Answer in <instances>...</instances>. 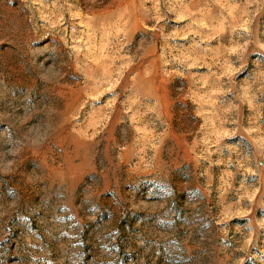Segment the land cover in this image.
I'll use <instances>...</instances> for the list:
<instances>
[{"label":"rangeland","instance_id":"obj_1","mask_svg":"<svg viewBox=\"0 0 264 264\" xmlns=\"http://www.w3.org/2000/svg\"><path fill=\"white\" fill-rule=\"evenodd\" d=\"M0 264H264V0H0Z\"/></svg>","mask_w":264,"mask_h":264}]
</instances>
